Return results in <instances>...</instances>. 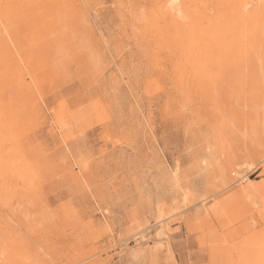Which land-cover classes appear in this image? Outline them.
<instances>
[{
	"label": "rangeland",
	"instance_id": "rangeland-1",
	"mask_svg": "<svg viewBox=\"0 0 264 264\" xmlns=\"http://www.w3.org/2000/svg\"><path fill=\"white\" fill-rule=\"evenodd\" d=\"M158 1L0 18V264H264V29L183 73Z\"/></svg>",
	"mask_w": 264,
	"mask_h": 264
},
{
	"label": "bare ground",
	"instance_id": "bare-ground-1",
	"mask_svg": "<svg viewBox=\"0 0 264 264\" xmlns=\"http://www.w3.org/2000/svg\"><path fill=\"white\" fill-rule=\"evenodd\" d=\"M12 0H0V18H7L12 15L13 6ZM19 1V0H16ZM27 1V0H26ZM31 1V0H28ZM44 1V0H43ZM160 1V0H159ZM158 1V2H159ZM180 1V0H179ZM48 2V0H47ZM52 1H50L51 3ZM156 2V0H155ZM30 3V2H29ZM43 3V2H42ZM184 3H189V7ZM204 4V6H209L215 8L212 15H206L204 12H198L200 9V5ZM254 3V2H253ZM45 4V3H43ZM178 4V0H162L157 5L156 10H154L157 14L154 16L160 17V19H164L167 21L169 29L171 31L170 35L174 37L175 42H178L182 45V55L185 56V64L181 66L182 71L190 73L193 72L196 76H199L200 72H206V67L210 61V59H205L206 55L209 53L214 54L219 46H222V57H226L230 55L231 52H234L239 48L238 45H241V50L243 51L244 44L247 43V40L254 35H260L262 30L264 29V3L255 4L250 8L249 0H183L180 2L185 8L190 9L186 14V24L185 26H179L177 17H179V13L175 7ZM192 4V7H191ZM28 5V4H27ZM49 5V4H48ZM53 5V4H52ZM154 6V5H153ZM29 7V6H27ZM52 7V6H51ZM127 7V6H126ZM132 7V6H131ZM37 8V7H36ZM48 8V7H47ZM53 8V7H52ZM55 8V7H54ZM27 9V8H26ZM47 10V9H45ZM55 10V9H54ZM24 11V10H23ZM22 11V12H23ZM29 11V10H26ZM25 11V12H26ZM49 11V10H48ZM56 11V10H55ZM54 11V12H55ZM153 11V10H152ZM153 11V12H154ZM201 11V10H200ZM22 12H20L22 14ZM33 12V11H32ZM30 12V13H32ZM38 12V11H36ZM45 12V11H44ZM53 12V13H54ZM151 13V11H149ZM19 13V14H20ZM34 13V12H33ZM47 13V12H46ZM50 13V12H48ZM52 13V14H53ZM149 18H150V14ZM44 14V13H43ZM50 15V14H49ZM20 16V15H19ZM29 16V14H28ZM156 16V17H157ZM49 18V17H48ZM55 18V17H54ZM58 18V17H57ZM148 18V19H149ZM155 18V17H154ZM181 18V17H180ZM47 19V18H46ZM52 19V16H51ZM124 19V18H123ZM153 19V18H150ZM25 20H27L25 18ZM29 20V19H28ZM42 20V19H41ZM23 21V20H22ZM33 21V20H31ZM151 21V20H149ZM153 21V20H152ZM158 21L159 18H158ZM43 22V21H42ZM163 22V21H162ZM44 23V22H43ZM153 23V22H152ZM151 23V24H152ZM155 23V22H154ZM11 24V23H10ZM146 25V23H144ZM150 24V23H149ZM4 25V24H3ZM159 25L156 23V26ZM148 26V25H147ZM150 26V25H149ZM152 25L151 28H153ZM160 26V25H159ZM9 27V25H8ZM142 26L141 28H143ZM150 27L148 28L150 31ZM155 27V26H154ZM167 27V26H166ZM165 27V28H166ZM1 28V27H0ZM36 28V27H35ZM65 28V27H64ZM156 28V27H155ZM154 28V29H155ZM66 29V28H65ZM146 27V30H148ZM161 29L160 27L158 28ZM164 29V28H163ZM145 30V31H146ZM50 31V30H49ZM164 31V30H163ZM6 32V31H5ZM60 32V31H59ZM161 32V31H159ZM45 33V32H44ZM49 33V32H48ZM47 33V34H48ZM155 33V31H154ZM157 33V32H156ZM36 34V33H35ZM158 34V33H157ZM156 34V35H157ZM262 34V33H261ZM7 35V34H6ZM147 35V33H146ZM160 35V33L158 34ZM29 36V35H28ZM149 36V35H148ZM23 37V36H22ZM43 37V36H41ZM48 37V36H47ZM162 37V36H161ZM163 38V37H162ZM44 39V38H43ZM61 39V38H59ZM157 39L158 36H157ZM165 39V37H164ZM163 39V41H164ZM151 41V40H150ZM162 41V42H163ZM249 41V40H248ZM31 42V41H30ZM158 42H161L160 40ZM15 44V43H14ZM44 44V43H43ZM166 46V43H164ZM168 44V43H167ZM169 46V45H168ZM2 47V46H1ZM14 47V46H13ZM39 47V46H38ZM171 47V46H170ZM180 47V46H179ZM41 49V47H40ZM170 49V48H169ZM180 49V51H181ZM159 50V49H158ZM163 50V48H162ZM167 50V49H166ZM174 50V49H172ZM14 51V50H13ZM175 51V50H174ZM177 51V49H176ZM220 51V52H221ZM45 52V51H44ZM2 53V52H1ZM4 53V52H3ZM109 53V52H108ZM175 53V52H174ZM44 54V53H43ZM110 55V54H109ZM210 55V54H209ZM7 57V56H5ZM4 57V58H5ZM110 57V56H109ZM8 58V57H7ZM161 58V57H160ZM9 59V58H8ZM162 59V58H161ZM6 61V60H5ZM23 61V60H22ZM33 61V60H32ZM10 63V62H7ZM6 63V64H7ZM34 63V62H33ZM178 66L179 63L177 62ZM182 64V63H181ZM29 65V64H28ZM11 66V65H10ZM214 66V65H213ZM3 68V66H2ZM14 68V67H13ZM26 68V67H25ZM35 68V67H34ZM153 68V67H152ZM7 69V67L5 68ZM12 69V67H11ZM17 69V68H16ZM28 69V68H27ZM175 69V68H174ZM180 69V68H179ZM9 69H7L8 71ZM13 70V69H12ZM37 70V69H36ZM177 70V69H176ZM220 70V69H219ZM5 71V70H3ZM17 71V70H16ZM16 71H14L16 73ZM86 72V71H85ZM11 73V72H10ZM40 73V72H39ZM5 74V73H4ZM41 74V73H40ZM168 74V73H167ZM180 75V74H179ZM188 75V74H187ZM1 76V75H0ZM13 75H11V79ZM26 76V75H25ZM84 76V75H83ZM181 76V75H180ZM10 77V76H9ZM27 77V76H26ZM176 78V77H175ZM15 79V78H14ZM40 79V78H39ZM55 79V77H54ZM13 80V79H12ZM29 80V79H28ZM177 80V79H176ZM9 83L11 80L9 79ZM15 81V80H14ZM23 81V80H22ZM179 81V79H178ZM177 81V82H178ZM187 81V80H186ZM171 82V81H170ZM175 82V81H174ZM25 83V82H24ZM181 83H185L184 81ZM207 83V82H206ZM14 84V82H13ZM27 84V83H26ZM180 84V83H179ZM182 84V85H183ZM214 84V83H213ZM12 85V84H11ZM22 85V84H21ZM24 85V84H23ZM173 85V84H172ZM126 86V85H125ZM180 86V85H179ZM10 87V85L8 86ZM15 87V86H13ZM26 87V85H25ZM22 88V86H20ZM182 88V87H181ZM15 89V88H14ZM180 89V88H179ZM178 89V90H179ZM201 89V88H200ZM199 89V90H200ZM19 91V90H18ZM22 91V89H20ZM25 91V89H24ZM54 91V90H53ZM23 92V91H22ZM19 93V92H18ZM20 94H22L20 92ZM144 94V93H143ZM180 94V93H179ZM16 95V92H15ZM18 95V94H17ZM23 95V94H22ZM133 96V95H132ZM148 96V95H147ZM20 97V96H19ZM176 97V96H175ZM19 99V98H18ZM27 99V98H26ZM177 100V99H176ZM29 104V103H28ZM22 109V108H21ZM16 110V109H15ZM13 112V111H12ZM31 114V113H30ZM33 114V113H32ZM51 114V113H50ZM2 115V114H1ZM52 116V115H51ZM62 118V117H61ZM35 119V118H34ZM13 122V121H12ZM32 123V122H30ZM25 126V125H24ZM198 126V125H197ZM31 127V125H30ZM10 128V127H9ZM14 130V129H12ZM9 131V130H8ZM7 131V132H8ZM29 131V130H28ZM18 132V131H17ZM2 133V132H1ZM33 133V132H32ZM22 134V133H21ZM19 135V134H18ZM27 135V134H26ZM10 136V134H9ZM26 137V136H25ZM3 138V137H2ZM8 138V137H7ZM10 138V137H9ZM12 138V137H11ZM10 138V141L12 139ZM23 138V137H22ZM5 141V139H4ZM9 141V142H10ZM3 142V141H2ZM206 143V142H205ZM8 144V143H7ZM16 144V143H15ZM23 144V143H22ZM14 146H17L14 145ZM13 146V147H14ZM12 147V148H13ZM9 149V148H8ZM20 149V148H18ZM9 150L8 154H11ZM7 151V150H6ZM15 152V151H14ZM2 155V154H1ZM16 155V152H15ZM68 155V154H67ZM24 156V155H23ZM26 160V157H25ZM24 160V161H25ZM21 163V162H20ZM23 164V163H22ZM21 164V165H22ZM22 167V166H21ZM243 167V166H242ZM23 168V167H22ZM25 172V171H24ZM26 174V173H25ZM233 174V173H232ZM27 175V174H26ZM245 179V178H244ZM51 184V183H50ZM61 188V187H60ZM59 209V208H58ZM40 215V214H39ZM34 225V224H33ZM4 243V242H3ZM13 261V260H12ZM262 262V261H261ZM20 264V263H19ZM255 264V262L253 263ZM262 264V263H261Z\"/></svg>",
	"mask_w": 264,
	"mask_h": 264
}]
</instances>
